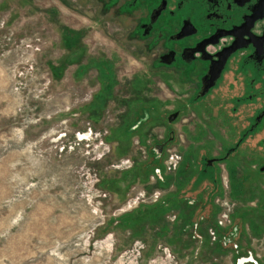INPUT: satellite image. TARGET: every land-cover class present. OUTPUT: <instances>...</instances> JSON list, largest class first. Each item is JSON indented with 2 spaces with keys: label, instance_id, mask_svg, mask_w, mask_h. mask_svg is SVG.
<instances>
[{
  "label": "rangeland",
  "instance_id": "rangeland-1",
  "mask_svg": "<svg viewBox=\"0 0 264 264\" xmlns=\"http://www.w3.org/2000/svg\"><path fill=\"white\" fill-rule=\"evenodd\" d=\"M121 6L0 0V264H264V123L221 159L251 106L205 128L228 87L190 101Z\"/></svg>",
  "mask_w": 264,
  "mask_h": 264
},
{
  "label": "flooded vegetation",
  "instance_id": "flooded-vegetation-1",
  "mask_svg": "<svg viewBox=\"0 0 264 264\" xmlns=\"http://www.w3.org/2000/svg\"><path fill=\"white\" fill-rule=\"evenodd\" d=\"M121 7L135 22L139 47L147 55L155 54L152 70L174 72L190 101L202 105L214 99L216 90L228 87L230 91L218 95H227L231 110L222 106L217 114L207 112L205 128L212 127L210 121L218 115L221 121L234 119L239 104L251 106L252 121L246 119L242 136L221 157L229 158L264 123V105L255 110V102L264 104V0H122ZM220 66L215 84L200 95L204 81ZM173 113L175 121L180 111ZM205 130L200 128L198 138ZM218 160L209 158L206 163L209 167ZM259 168L264 171V163Z\"/></svg>",
  "mask_w": 264,
  "mask_h": 264
},
{
  "label": "water",
  "instance_id": "water-1",
  "mask_svg": "<svg viewBox=\"0 0 264 264\" xmlns=\"http://www.w3.org/2000/svg\"><path fill=\"white\" fill-rule=\"evenodd\" d=\"M221 70H222V67L220 66L219 68H217V71H211V78L207 82L204 81V85L202 87L200 95H204L215 84L216 80L218 79L221 73ZM176 116H177V113L171 114L169 116V121H173ZM162 147L163 145L161 146V148Z\"/></svg>",
  "mask_w": 264,
  "mask_h": 264
},
{
  "label": "built area",
  "instance_id": "built-area-1",
  "mask_svg": "<svg viewBox=\"0 0 264 264\" xmlns=\"http://www.w3.org/2000/svg\"><path fill=\"white\" fill-rule=\"evenodd\" d=\"M156 193H158V192H156ZM141 196L144 197L142 194H140V197H141ZM222 217H223V218L219 221V225H220V226L225 225V223H226V220H225V218H226V214H223ZM212 234H215V233H214V230H212Z\"/></svg>",
  "mask_w": 264,
  "mask_h": 264
}]
</instances>
